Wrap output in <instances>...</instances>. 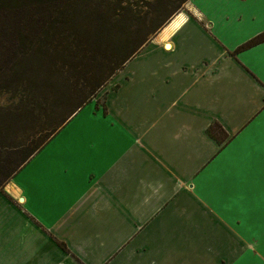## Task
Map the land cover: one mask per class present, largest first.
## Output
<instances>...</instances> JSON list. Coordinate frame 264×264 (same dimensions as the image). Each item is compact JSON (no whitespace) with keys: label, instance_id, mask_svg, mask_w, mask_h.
<instances>
[{"label":"crops","instance_id":"0c3cea01","mask_svg":"<svg viewBox=\"0 0 264 264\" xmlns=\"http://www.w3.org/2000/svg\"><path fill=\"white\" fill-rule=\"evenodd\" d=\"M187 3L0 190V264H264V0Z\"/></svg>","mask_w":264,"mask_h":264},{"label":"trees","instance_id":"16d2710c","mask_svg":"<svg viewBox=\"0 0 264 264\" xmlns=\"http://www.w3.org/2000/svg\"><path fill=\"white\" fill-rule=\"evenodd\" d=\"M187 1L0 0V58L26 69L0 104V190Z\"/></svg>","mask_w":264,"mask_h":264},{"label":"rangeland","instance_id":"374dc122","mask_svg":"<svg viewBox=\"0 0 264 264\" xmlns=\"http://www.w3.org/2000/svg\"><path fill=\"white\" fill-rule=\"evenodd\" d=\"M187 2L184 6V9L188 5ZM154 37H156V35L153 36V38ZM21 58H22V55L19 59L12 60L9 63H5V64H3V60H2V58H0V67L3 66V68L0 69V104H3L6 102V100L9 97V92H12L15 90V88L18 85L20 77L26 72L25 67L22 65ZM9 68H11V69H9ZM108 83H107V85H108ZM107 85H105L102 88V90L98 93V95H96L95 98H99L100 101H103L105 87ZM95 98H93V100H91L90 102H88L85 105L86 109L91 108L92 106L95 109ZM10 181L11 180H9V182ZM9 182H7L5 185H7ZM5 185H4V187H5Z\"/></svg>","mask_w":264,"mask_h":264},{"label":"water","instance_id":"95a60500","mask_svg":"<svg viewBox=\"0 0 264 264\" xmlns=\"http://www.w3.org/2000/svg\"><path fill=\"white\" fill-rule=\"evenodd\" d=\"M166 46L168 47V46H169V44L167 43V44H166ZM20 200H22V198H20Z\"/></svg>","mask_w":264,"mask_h":264},{"label":"bare ground","instance_id":"6f19581e","mask_svg":"<svg viewBox=\"0 0 264 264\" xmlns=\"http://www.w3.org/2000/svg\"><path fill=\"white\" fill-rule=\"evenodd\" d=\"M174 18V17H173Z\"/></svg>","mask_w":264,"mask_h":264}]
</instances>
